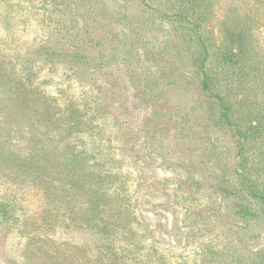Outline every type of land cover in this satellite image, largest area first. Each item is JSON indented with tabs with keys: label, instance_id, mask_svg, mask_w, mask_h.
I'll list each match as a JSON object with an SVG mask.
<instances>
[{
	"label": "rangeland",
	"instance_id": "1",
	"mask_svg": "<svg viewBox=\"0 0 264 264\" xmlns=\"http://www.w3.org/2000/svg\"><path fill=\"white\" fill-rule=\"evenodd\" d=\"M204 3L205 74L194 30L140 0H0V264H264V0Z\"/></svg>",
	"mask_w": 264,
	"mask_h": 264
},
{
	"label": "trees",
	"instance_id": "2",
	"mask_svg": "<svg viewBox=\"0 0 264 264\" xmlns=\"http://www.w3.org/2000/svg\"><path fill=\"white\" fill-rule=\"evenodd\" d=\"M146 7H149V12L151 16L156 18L153 10L158 14H161L160 18H166L170 22L173 23H182L188 24L192 30L199 36L200 41L202 43V48L205 51V58L202 60L199 69L200 72L205 74V66L208 63V55L212 53V47L210 43L204 40L206 29H205V19H206V3L203 4V7L200 8L201 0H176L177 1V10L174 12H165L156 7L147 5V0H140ZM155 8V9H153ZM198 8V9H197ZM244 41L242 36L238 33L231 32L227 30L223 35V43L219 47L217 58L221 65V68H234L238 67L239 69L247 63V58L243 55L244 50ZM207 77L205 76L203 79L204 89H208ZM216 99L223 104V99L220 96H216ZM234 106L232 103L226 105L224 103V113L223 117L228 125L234 128L235 131L240 132L243 142H250L256 137H258V126L257 123H253L250 121L249 124H244L241 121L235 120L232 117V113ZM73 124L75 121L72 122ZM260 132V131H259ZM244 180H249V177H244L241 175ZM246 192L253 197V200L256 204H259L264 211V187L259 188L258 185L251 186L246 189ZM244 208H248L244 206ZM0 218L1 220L10 221L11 220V207L10 204L5 202L4 200H0Z\"/></svg>",
	"mask_w": 264,
	"mask_h": 264
}]
</instances>
